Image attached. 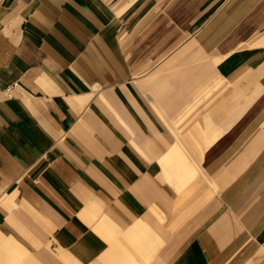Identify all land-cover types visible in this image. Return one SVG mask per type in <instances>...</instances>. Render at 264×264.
<instances>
[{"label": "crops", "instance_id": "obj_1", "mask_svg": "<svg viewBox=\"0 0 264 264\" xmlns=\"http://www.w3.org/2000/svg\"><path fill=\"white\" fill-rule=\"evenodd\" d=\"M0 264H264V0H0Z\"/></svg>", "mask_w": 264, "mask_h": 264}]
</instances>
